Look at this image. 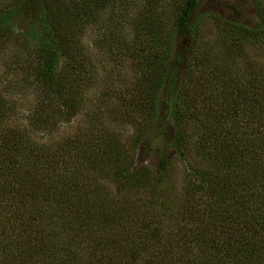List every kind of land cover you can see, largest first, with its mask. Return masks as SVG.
<instances>
[{"label": "trees", "instance_id": "trees-1", "mask_svg": "<svg viewBox=\"0 0 264 264\" xmlns=\"http://www.w3.org/2000/svg\"><path fill=\"white\" fill-rule=\"evenodd\" d=\"M154 1L0 0V264H264V0L248 26Z\"/></svg>", "mask_w": 264, "mask_h": 264}, {"label": "rangeland", "instance_id": "rangeland-1", "mask_svg": "<svg viewBox=\"0 0 264 264\" xmlns=\"http://www.w3.org/2000/svg\"><path fill=\"white\" fill-rule=\"evenodd\" d=\"M170 9H172L171 0H155L150 6H147L145 13L147 14V17H153L155 21H158L159 19L164 20L167 18H171L170 15H172V13L166 12L170 11ZM134 14L135 10L132 8V10L130 11V15L133 17ZM108 15L109 9L106 10V13L104 12L101 15L100 20L102 19V17H108ZM196 16L220 17L221 19H228L245 24L247 26L255 23L257 17L255 6L252 4L251 0H199V7ZM206 24L203 30L204 34H207L208 37H214L216 33L215 29L213 28L214 25H212L211 21H207ZM97 36H99L97 27L88 29L86 32V37L84 39V46L86 48V52L88 53L87 55L89 59L92 61V64L97 63V65H102V70L100 66H98V68H100L99 77L103 78V81H105L107 74H103L101 71H109V69L112 68L114 64L109 60V58L105 60L102 51H98V49L94 45L92 39L96 38ZM101 60H104V62H101ZM125 73L128 76L132 75L131 71L127 67L125 68ZM101 89L102 86L100 84H97L94 90H92L90 95L92 101H94V98L99 95ZM30 102V98L22 101V108L27 106ZM77 118L78 119H75L67 126H62L60 130L53 135V137L57 139L62 135H65L67 133H74L79 128H82L85 123V118L84 116ZM123 129L121 131V135L124 140L134 134L133 130L129 126L123 127ZM136 160H138L141 164L152 168L151 155H143L139 152ZM185 169L186 166L184 162L176 160L173 163L172 169L170 171V177L166 183L168 189L173 193L174 191H176L178 194L181 192L183 188L182 180L184 178Z\"/></svg>", "mask_w": 264, "mask_h": 264}]
</instances>
